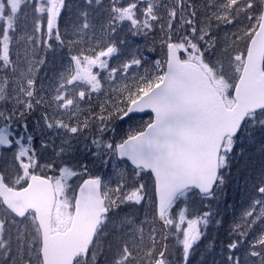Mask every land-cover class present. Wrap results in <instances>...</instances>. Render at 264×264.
I'll list each match as a JSON object with an SVG mask.
<instances>
[{
	"label": "snow or ice",
	"instance_id": "snow-or-ice-1",
	"mask_svg": "<svg viewBox=\"0 0 264 264\" xmlns=\"http://www.w3.org/2000/svg\"><path fill=\"white\" fill-rule=\"evenodd\" d=\"M0 264H264V0H0Z\"/></svg>",
	"mask_w": 264,
	"mask_h": 264
},
{
	"label": "flooded vegetation",
	"instance_id": "flooded-vegetation-1",
	"mask_svg": "<svg viewBox=\"0 0 264 264\" xmlns=\"http://www.w3.org/2000/svg\"><path fill=\"white\" fill-rule=\"evenodd\" d=\"M138 118H139V117H138ZM143 118H148V116H145V117L143 116Z\"/></svg>",
	"mask_w": 264,
	"mask_h": 264
},
{
	"label": "rangeland",
	"instance_id": "rangeland-1",
	"mask_svg": "<svg viewBox=\"0 0 264 264\" xmlns=\"http://www.w3.org/2000/svg\"><path fill=\"white\" fill-rule=\"evenodd\" d=\"M144 119H148V118H144ZM125 127H127V125H125Z\"/></svg>",
	"mask_w": 264,
	"mask_h": 264
},
{
	"label": "trees",
	"instance_id": "trees-1",
	"mask_svg": "<svg viewBox=\"0 0 264 264\" xmlns=\"http://www.w3.org/2000/svg\"><path fill=\"white\" fill-rule=\"evenodd\" d=\"M149 55H154V54H149Z\"/></svg>",
	"mask_w": 264,
	"mask_h": 264
},
{
	"label": "water",
	"instance_id": "water-1",
	"mask_svg": "<svg viewBox=\"0 0 264 264\" xmlns=\"http://www.w3.org/2000/svg\"><path fill=\"white\" fill-rule=\"evenodd\" d=\"M142 115V114H141Z\"/></svg>",
	"mask_w": 264,
	"mask_h": 264
}]
</instances>
